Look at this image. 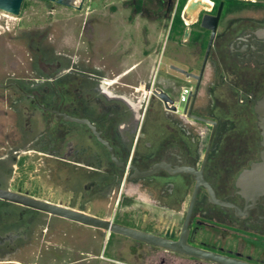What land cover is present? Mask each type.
I'll return each mask as SVG.
<instances>
[{"label": "flooded vegetation", "instance_id": "1", "mask_svg": "<svg viewBox=\"0 0 264 264\" xmlns=\"http://www.w3.org/2000/svg\"><path fill=\"white\" fill-rule=\"evenodd\" d=\"M206 1L212 3L203 0ZM171 2L166 0L167 9ZM249 4L261 5L257 1ZM83 5L84 0H79L75 7H64H72L82 14ZM261 6L257 17H239L233 16L238 13L239 6L224 0L223 9H227L221 15L220 30L212 48L218 59L213 64L214 78L203 87V104L195 102L193 108L194 114L218 123L203 168V179L217 199L232 203L239 212L234 206L211 202L206 188L200 185L186 235L190 245L250 264H264V195L254 201L246 200L236 179L244 168L259 161L260 140L257 153H243L241 148L235 152L236 146L242 145L236 142L215 110L228 114L223 109L228 108L229 101L241 108L251 105L253 109L256 99L264 95V5ZM215 9L212 7L210 12L214 13ZM111 13L115 11L95 17L104 24H115L116 16ZM87 18L88 24L97 21L93 14ZM124 18L127 23V15ZM110 27L118 32L114 40L113 35L111 37L114 47L110 54L112 52L114 57H84V51L95 50L88 43L81 46V56L73 57L47 42L45 52H41L38 45L35 50L40 56L29 58L30 73L0 83L6 102L16 115L0 139V189L127 225L115 216L119 201L111 216L87 210L99 204L100 199H104V207L111 209L117 195L119 199L122 196L120 189L127 183L140 181L139 187L147 189L144 180L154 176L162 181L163 185L157 187L162 197H170L176 187L174 180L178 179L184 190L182 196L172 202L174 207H168L169 203L158 198L155 202L159 210L168 209L177 214L188 194L180 222L177 216L178 227L175 228L173 217L170 222L173 220L174 224L168 232V226L159 224H153L156 231L143 230L177 240L195 175L173 173L161 167L152 175L137 176L130 166L142 171L150 169L156 162L165 161L172 167L184 165L199 169L203 153L198 149L201 134L196 126L205 123L166 109L157 97L158 91H164L176 104L179 95L175 97L167 87V84L177 83L176 77L164 85L159 82L158 72L150 78L144 84L150 101L137 98L136 93L141 94L143 89L131 86L134 92L127 93V35L121 25ZM105 36L110 39L108 32ZM99 55L103 56L102 53ZM111 62L125 64V68L114 72L110 69ZM215 91L228 96L217 98ZM153 101L163 107L171 125V136L155 151L138 153L137 144L145 137L142 125ZM147 147L150 148L149 144ZM53 177L57 180L54 186L51 185ZM158 215L156 212L152 218L157 219ZM114 235L119 234L0 198V264H111L110 246ZM161 249L170 255L159 254L155 262L143 259V263L217 264Z\"/></svg>", "mask_w": 264, "mask_h": 264}, {"label": "rangeland", "instance_id": "2", "mask_svg": "<svg viewBox=\"0 0 264 264\" xmlns=\"http://www.w3.org/2000/svg\"><path fill=\"white\" fill-rule=\"evenodd\" d=\"M211 1L213 2V0ZM244 1H257V3L264 5V0ZM177 2L178 0H172L170 9H167L166 0H84V5L81 7L82 14H80L75 11L77 9L64 7L45 0H24L20 12L16 16L0 11V83L30 73L32 67L29 64L31 61L29 58L40 56L35 50L38 45L41 48V52H45V44L47 42H51L53 47L59 51L67 52L73 57L81 56V46L86 45V43H88L90 48H95V50L92 49V52L84 51V57L106 58L107 55L111 56L112 52L110 54V51L114 47L113 40L118 32L115 29H111L110 25L118 24L122 26L121 30L127 35V71L132 64H138L127 72V93L130 91L134 92L133 88L143 89L141 94L140 92L136 93L137 98L150 101L144 84L150 78H154L158 72V76H161L159 82L163 85L168 81L172 82V77L174 79L176 77L177 83L167 84V87H170V93L177 97L181 86H194V80L169 69L166 65L173 64L197 73L208 39L206 30L199 27V20L193 21L194 19H192L190 20L192 22L187 20L188 24H184L185 27L188 26L191 30L186 39H183V34L173 31L171 25ZM74 3L78 5L79 0H75ZM261 5L259 7L243 4L238 8V13H234L233 16L257 17L261 10ZM213 7L215 8V5ZM108 11H115V13L110 14L116 16L115 24H104L101 19L98 21L95 17L102 14L107 15ZM224 12L225 9H223L222 14ZM92 14L97 21L94 24H88L86 22L87 17ZM125 15H127V23H125L126 21L124 22ZM107 32L110 39H106L105 34ZM112 35L113 40L111 39ZM99 53H102L103 56H100ZM111 57L114 56L112 55ZM209 60L210 65L213 66L214 61L218 60L216 52H211ZM111 64L110 69L114 72L125 68V64L122 63L119 65L116 62H111ZM208 67L205 71L206 77L204 75L205 78L202 79L196 99L199 104H203L204 85L206 86V83L214 78L213 70L210 73ZM165 69L168 71L167 73L164 72ZM3 91V89H0V139L8 124L16 118L15 113L10 110L6 102ZM214 95L223 99L228 96L220 94L218 91H215ZM177 99L176 104L181 109L183 103H177ZM152 103V109L142 125L145 137L139 140L137 144L138 153H144L148 150L155 151L164 139L171 136V125L163 107L158 105L156 101ZM223 110H227L228 114L225 111L219 112L217 109L215 114L219 118L227 116L228 119L234 121L235 128L231 131V135L236 139L237 143L242 145L236 146L235 152H238L241 148L243 153H257L260 148L258 147L260 134L259 128L256 126L257 119L252 106L241 108L235 102L229 101L228 108ZM223 114L225 115L223 116ZM196 128L197 130L199 129V134H201L199 135L201 139L198 149L199 152L203 153L210 125L203 124L196 126ZM199 136L197 135V138ZM147 144H149L150 148L147 147ZM56 182V177H53L51 185L54 186ZM139 182L135 184L127 183V186L120 189L122 190V196L119 199L117 195L111 209L104 207V204H102L104 199H100L99 204L91 206L87 211L101 215L110 214L111 216L114 214L115 203L119 201L118 208L115 209L117 210L115 216L122 219L127 226H135L140 228V230L156 231L153 224H159L164 225L165 228L168 226V232V229H171L170 227H173L175 223L174 226L177 228V216L180 222L186 207L188 194H186L187 196L184 199L185 203L180 204L177 214L168 209L159 210L155 202L158 198L163 203H169L167 204L168 207H174L171 206L172 202L178 200L184 190L179 180H174L176 187L173 194L166 198H163L160 194L161 191L157 189V187L163 185L159 177L154 176L151 179L144 180L148 185L147 189L139 187ZM156 212L159 214L158 218L153 219L152 217L156 215ZM173 217L174 223L172 224L173 220L170 222V219ZM161 218H163V223ZM110 251L113 254L112 259H118L128 264H144L143 259L154 260L155 262L157 255L167 253L161 248H154L119 235L112 236ZM169 255V253L166 254L167 257Z\"/></svg>", "mask_w": 264, "mask_h": 264}, {"label": "water", "instance_id": "3", "mask_svg": "<svg viewBox=\"0 0 264 264\" xmlns=\"http://www.w3.org/2000/svg\"><path fill=\"white\" fill-rule=\"evenodd\" d=\"M24 0H0V11L11 15H18L20 12L21 5ZM51 3H56L63 6L75 7V0H45ZM224 6V0H219L215 12L211 13L213 5L209 3H204L198 0H188L182 9V19L184 24L187 25L188 22L199 20V27L209 31L208 39L206 42L205 50L203 53L202 61L197 73L187 71L186 69L180 68L175 65H169V69L183 74L186 78L193 79L195 81L193 89L188 96L187 101L183 104L181 112L186 115L187 118L199 121L205 124L211 125V130L209 137L203 152V158L199 169L190 166H171L170 163L165 161H160L154 163L150 169L140 171L136 166L132 165L130 168L135 170L137 176H149L158 171L159 168L163 167L169 172L173 173H192L195 175V184L192 190L190 200L186 209L185 217L182 223L179 238L177 240H172L160 235L149 233L137 228H133L127 225H123L116 222H111L104 218H99L90 214H87L81 210H73L70 208H65L57 205L47 203L45 201L37 200L32 197L24 196L18 193L10 192L7 190L0 189V198L21 202L30 206L37 207L39 209L48 211L50 213L62 216L86 225L93 227L102 228L110 232L127 236L129 238L161 247L167 250L182 253L184 255L193 256L196 258L209 260L217 264H250L242 262L236 259H232L215 252L190 245L186 242L187 235V225L189 223L190 215L193 209V205L197 196V190L200 185L204 186L207 190L209 200L213 203L234 206L232 203L221 201L216 198L215 193L211 186L203 179V168L207 157L209 155L212 140L217 128V121L210 119L208 117L196 115L193 113V108L199 93L201 82L203 79L204 70L213 48L216 33L219 27V22L221 19L222 11ZM79 8V7H77ZM190 31V27L186 26L183 31V39H186ZM157 97L163 102L164 106L168 110H175V105L173 100L169 98L168 94L164 91H158L156 93ZM253 112L256 116V126L259 128L261 150L259 151L260 159L259 161L252 162L248 168H244L238 175L236 179V185L240 188V193L245 197L246 200L250 199L254 201L260 195H264V95L257 98ZM235 207V206H234ZM235 211L239 212L238 208L235 207Z\"/></svg>", "mask_w": 264, "mask_h": 264}, {"label": "trees", "instance_id": "4", "mask_svg": "<svg viewBox=\"0 0 264 264\" xmlns=\"http://www.w3.org/2000/svg\"><path fill=\"white\" fill-rule=\"evenodd\" d=\"M213 1H214V5L216 7L219 0H213ZM228 1L235 2L236 5L239 7H241L243 4L251 3L250 1L245 2L244 0H228ZM186 2H187V0H178V2L176 4V8H175L174 17L172 19V25L171 26H172L173 31L180 33V34H183V31L185 28L184 21L181 17V12H182V9H183ZM224 9H227V8H224ZM224 117H227V116H224ZM224 117L220 118V119L226 125V127H227L226 129H228L229 131H233V129L235 128L234 121L231 119L225 120Z\"/></svg>", "mask_w": 264, "mask_h": 264}, {"label": "built area", "instance_id": "5", "mask_svg": "<svg viewBox=\"0 0 264 264\" xmlns=\"http://www.w3.org/2000/svg\"><path fill=\"white\" fill-rule=\"evenodd\" d=\"M211 5H213V2ZM192 89H193L192 85H182L180 92H179L178 99H177V103H183L184 104L187 101L188 96L191 93ZM175 112H181V109L178 108L177 104H175ZM111 262L113 264H128V263L120 261L118 259H112Z\"/></svg>", "mask_w": 264, "mask_h": 264}, {"label": "crops", "instance_id": "6", "mask_svg": "<svg viewBox=\"0 0 264 264\" xmlns=\"http://www.w3.org/2000/svg\"><path fill=\"white\" fill-rule=\"evenodd\" d=\"M184 21V20H183ZM220 30V25H219V27H218V30L217 31H219ZM191 31H189V33H190ZM211 52H212V50H211ZM211 52H210V55H211ZM163 53V52H162ZM162 53H161V55H162ZM210 55H209V57H210ZM160 58H161V56H160ZM160 61V60H159ZM209 58H208V61H207V64H206V67H205V70H204V74H203V78H205L206 77V73H205V71H206V69H207V67L210 65V63H209ZM159 63V62H158ZM138 64L137 63H134V64H132L131 66H130V68H129V70L128 71H130V70H132L134 67H136ZM166 66H168L169 67V65L167 64ZM210 67H212L211 69H210ZM208 70H210V73H211V71L213 70V66H209L208 67ZM127 71V72H128ZM164 72H168V71H166V69H165V71ZM204 75H205V77H204ZM164 84H166V83H164Z\"/></svg>", "mask_w": 264, "mask_h": 264}, {"label": "bare ground", "instance_id": "7", "mask_svg": "<svg viewBox=\"0 0 264 264\" xmlns=\"http://www.w3.org/2000/svg\"><path fill=\"white\" fill-rule=\"evenodd\" d=\"M198 1H202V2H203V0H198ZM206 3H209V2H208V1H206ZM211 4H212V3L210 2V3H209V5H211Z\"/></svg>", "mask_w": 264, "mask_h": 264}]
</instances>
